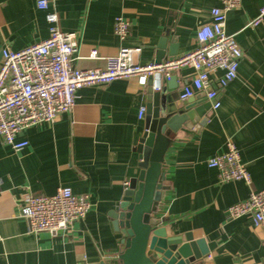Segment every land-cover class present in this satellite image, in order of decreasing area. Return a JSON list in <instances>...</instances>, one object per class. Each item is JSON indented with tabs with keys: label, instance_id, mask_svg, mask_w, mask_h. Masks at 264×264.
Here are the masks:
<instances>
[{
	"label": "crops",
	"instance_id": "crops-1",
	"mask_svg": "<svg viewBox=\"0 0 264 264\" xmlns=\"http://www.w3.org/2000/svg\"><path fill=\"white\" fill-rule=\"evenodd\" d=\"M38 0H0V48L19 51L48 37L47 12L57 17L56 27L74 34L76 69L104 68L105 59L121 47H140L136 63L155 62L158 41L174 37L175 55L197 47L196 31L210 23V10L219 0H48V10ZM264 0H241L226 14L225 32L233 35L242 58L237 79L218 91L220 108H209L198 125L182 134H170L169 145L157 139L154 155L169 168L161 217L177 235L190 234L213 248L203 264H261L264 236L249 216L229 220L230 205L264 189V19H255ZM121 17L129 34L119 41L113 23ZM169 41V40H168ZM170 46L167 42V49ZM95 50L98 59L89 58ZM220 71L210 75L213 88ZM191 69L174 71L175 82L160 79L161 100L179 99L190 82ZM146 87L136 80L116 81L76 93L70 113L49 124H40L17 135L27 146L14 151L0 138V264H117L120 235L112 228L109 213L121 201L125 184L137 176L136 147L145 131ZM193 102L206 104L203 93ZM236 147L251 182L220 183L207 161ZM88 197L87 216L63 233H29L25 201L28 195L51 196L57 188Z\"/></svg>",
	"mask_w": 264,
	"mask_h": 264
},
{
	"label": "built area",
	"instance_id": "built-area-1",
	"mask_svg": "<svg viewBox=\"0 0 264 264\" xmlns=\"http://www.w3.org/2000/svg\"><path fill=\"white\" fill-rule=\"evenodd\" d=\"M48 0H38L41 11L48 10ZM241 0H219V6L210 10V23L201 25L196 31L197 47L181 56L160 63L140 65L134 56L140 47H121L114 57L105 59L104 68L76 69L72 66L77 44L72 33L57 29V17L47 12L48 37L40 43L19 51L0 48V138L14 151H20L27 143L16 140L22 131L40 124L54 122L57 117L70 113L75 104L76 93L83 88L101 87L116 81L136 80L140 87L152 86L158 91L163 75L166 81L172 73L191 69L193 76L179 93V100L203 93L210 103L211 111L220 108L218 91H223L237 79L242 51L233 35L225 32L226 14L240 7ZM264 19V6L247 26L255 27ZM129 23L116 17L113 34L125 41L129 34ZM89 58L98 59L91 51ZM220 71L213 88L210 75ZM141 108L138 118L144 117ZM207 167L217 172L220 183L244 182L250 184V176L241 164L236 147L228 144L227 151L213 156ZM127 183L125 184V186ZM91 208L87 196H77L68 188H57L51 196L28 195L25 201L27 231L58 234L83 220ZM229 220L249 216L255 227L264 236V189L252 191L246 200L230 205L226 210ZM264 264V255L261 259Z\"/></svg>",
	"mask_w": 264,
	"mask_h": 264
},
{
	"label": "water",
	"instance_id": "water-1",
	"mask_svg": "<svg viewBox=\"0 0 264 264\" xmlns=\"http://www.w3.org/2000/svg\"><path fill=\"white\" fill-rule=\"evenodd\" d=\"M176 46L173 36H163L156 47L155 63L162 62L166 53L174 56ZM174 82L171 76L167 85ZM209 108L208 102L196 106L192 98L181 101L169 95L162 101L160 90L146 88L145 131L136 147L138 173L129 180L121 201L109 213L112 228L121 238L117 264H203L212 250L213 245L203 239L177 235L166 228L167 220L160 214L171 187L169 168L160 155H154L158 138L169 145L170 134L179 139L189 128L199 126Z\"/></svg>",
	"mask_w": 264,
	"mask_h": 264
}]
</instances>
